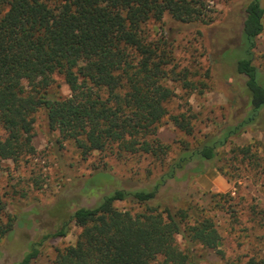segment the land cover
Returning a JSON list of instances; mask_svg holds the SVG:
<instances>
[{"label": "trees", "instance_id": "16d2710c", "mask_svg": "<svg viewBox=\"0 0 264 264\" xmlns=\"http://www.w3.org/2000/svg\"><path fill=\"white\" fill-rule=\"evenodd\" d=\"M212 12L206 0H0V162L35 152L33 118L43 110L49 128L71 140L84 158L110 149L117 157L149 156L161 169L151 187L117 186L93 206L75 207L12 264H32L47 239L68 233L70 221L80 232L73 244L56 249L51 264H196L194 245L224 256L207 209L154 199L191 164L193 173L202 174L212 163L227 181L242 177L240 164L249 166L255 177L264 174L262 143L232 141L249 124L259 119L261 124L264 51L256 55L254 47L264 28V8L260 0L247 1L237 41L222 55H232L229 67L223 63L225 76L242 79V112L234 109L235 117L202 135L195 133L197 114L190 106L175 113L168 109L176 93L167 82H180L192 92L198 87L192 79L196 72L177 68L171 41L162 35L149 38L145 30L166 15L178 22L210 23ZM55 75L62 76L67 95L50 91ZM165 117L184 134L176 148L157 135ZM118 201L145 207L132 213L116 207ZM251 213L264 238V201L253 205ZM15 223L20 225V220L5 213L0 195V237L8 236ZM178 234L187 247L180 248ZM224 264H264V253L250 249L243 259Z\"/></svg>", "mask_w": 264, "mask_h": 264}, {"label": "rangeland", "instance_id": "374dc122", "mask_svg": "<svg viewBox=\"0 0 264 264\" xmlns=\"http://www.w3.org/2000/svg\"><path fill=\"white\" fill-rule=\"evenodd\" d=\"M247 1L206 0L213 11L210 23L178 22L166 15L159 25L155 23L145 27L149 38L162 35L171 41L177 68L187 67L196 72L192 79L198 87L192 92L182 89L180 82H167L176 93V97L168 103L169 111L175 113L190 106L197 114L193 122L196 135L207 133L223 124L225 118L231 119L235 113L242 112L245 101L240 90L242 79L232 76V73L225 76L228 70L223 63L229 67L232 62L228 58L232 55L228 54L227 59H223L222 55L229 43L237 41ZM260 4L264 8V0H260ZM254 51L256 55L264 51V28L255 39ZM214 61L218 63L213 64ZM256 64L259 65V61ZM207 70L210 71L208 75ZM50 91L56 95L69 93L61 75L54 76ZM236 108L238 110L234 113ZM33 132L35 152L32 155L23 156L18 161L4 159L0 162V195L5 213L16 221L20 220V225L15 223L8 236L0 237V264L19 261L31 242L37 241L46 232H53L56 226L69 218L75 207L82 204L93 206L103 194L117 186L132 189L151 187L161 172L151 157L144 155L123 154L117 157L115 152L107 149L94 151L84 158L71 140L61 139L56 130L49 128L43 110L34 114ZM157 135L164 143L176 148V141L184 134L165 117ZM232 141L238 145L258 141L262 143L259 155H264V108L261 124L260 119L249 124ZM226 156L231 154L226 153ZM192 165L178 172L177 180H168L154 200L169 205L175 203L180 207H184L186 202L196 203L207 209L214 219L224 256H219L213 249L194 245L198 257L196 264H224L226 260L243 259L250 249L264 253V238L260 237L251 213L253 205H261L264 201V174L255 177L249 166L240 164L242 177L236 181H227L221 175L230 184L225 189L215 186L210 179L214 174L212 169L216 170L212 163L206 164L202 174L193 173L190 170ZM99 171L107 175L95 174ZM217 193L227 195L221 197ZM115 206L132 213L145 207L132 201H118ZM79 232L80 228L70 221L68 233L47 239L32 264H51L56 249L73 244ZM175 238L180 248L187 247L181 235Z\"/></svg>", "mask_w": 264, "mask_h": 264}, {"label": "crops", "instance_id": "0c3cea01", "mask_svg": "<svg viewBox=\"0 0 264 264\" xmlns=\"http://www.w3.org/2000/svg\"><path fill=\"white\" fill-rule=\"evenodd\" d=\"M213 176L210 178L215 186H223L225 189H228L230 184L219 174L215 169H212ZM209 172V171H208Z\"/></svg>", "mask_w": 264, "mask_h": 264}]
</instances>
